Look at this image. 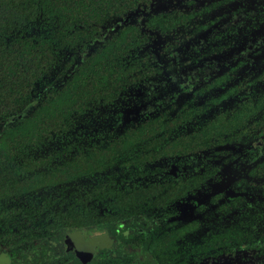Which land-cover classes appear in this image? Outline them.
Masks as SVG:
<instances>
[{
	"label": "trees",
	"instance_id": "trees-1",
	"mask_svg": "<svg viewBox=\"0 0 264 264\" xmlns=\"http://www.w3.org/2000/svg\"><path fill=\"white\" fill-rule=\"evenodd\" d=\"M244 3L253 12L264 7V0H0V246L15 253L72 229L120 224L126 249L134 234L135 264H203L239 251L264 264L263 201L236 197L206 207L198 221L174 219L213 177L220 181L228 146L264 135V70L257 74L255 56H233L210 79L191 73L212 70L206 60L214 55L224 62L223 36L233 43L240 36L228 10ZM243 66L255 69L236 86L230 79ZM213 86L224 92L209 95ZM145 104L151 112L126 119ZM171 164L185 175H167ZM257 177L264 180V158L241 180L264 199Z\"/></svg>",
	"mask_w": 264,
	"mask_h": 264
},
{
	"label": "flooded vegetation",
	"instance_id": "flooded-vegetation-1",
	"mask_svg": "<svg viewBox=\"0 0 264 264\" xmlns=\"http://www.w3.org/2000/svg\"><path fill=\"white\" fill-rule=\"evenodd\" d=\"M201 2L202 0H194ZM182 2V1H181ZM236 11L235 14H231L229 20L233 21L232 25L235 26L236 31L239 32L240 36L238 39H234L233 43L231 39L233 37L230 33L228 35H224V40H230L231 44L226 45V41L224 42V50L222 54H225V60L216 58L218 55H214V58H209L206 62L211 61L213 63L212 70L210 71H202L204 70L201 67H193L191 70L192 76H196L199 74V78L201 79H210L215 76L221 75L228 67H231L233 64L231 63V58L236 55H241L245 60H251L252 57L255 56L257 61L256 69L247 66H243L241 69H238V72L232 76L230 79L234 85L242 84L245 76L248 75L252 70H256L257 74H261L264 70V7H260L256 12H253L249 9L246 3L242 4L240 7L233 8L230 7L228 12L231 10ZM256 14V17H253V14ZM240 24L239 27L237 25ZM231 25V24H228ZM237 34V35H239ZM234 35V34H233ZM199 42V50L203 51L201 44L202 42L205 44L203 40ZM216 42L213 43V49L216 50ZM193 53V52H192ZM227 56V58H226ZM223 62V63H222ZM222 63V64H221ZM225 63V65H224ZM182 68L179 69L181 71ZM240 71V72H239ZM183 72V70L181 71ZM232 74V73H231ZM166 77V76H165ZM177 78L184 80L185 77L182 73H179ZM167 82L174 81L172 76H167L165 79ZM166 82V83H167ZM161 83V82H160ZM166 83H162L160 87L166 90L171 88V86L166 85ZM180 84V82H179ZM187 84V83H186ZM230 85V81L227 82ZM176 86V85H175ZM174 86V87H175ZM151 88H156L157 84L152 83L149 85ZM183 87V86H182ZM259 88L262 90V86L260 84ZM177 89V86H176ZM248 89H244V93L248 92ZM182 92V90H178ZM259 90L257 89V92ZM224 92L223 88H216L213 86L209 90V95L211 96H219ZM168 93V92H166ZM188 93L187 89L186 92ZM167 95V94H166ZM189 97V94H188ZM238 95L235 96L237 98ZM168 98V97H167ZM169 99V98H168ZM233 101L232 97H228L224 100L223 105L230 104ZM264 158V135L261 138H256L250 144V146L245 147H234L228 146V154L226 155L227 159L225 167L223 169L222 178H218L217 181L215 177H213L208 183V188L202 190L196 198L195 203L192 204L184 203L181 204L177 208V215L174 218L177 222H188L191 220H200L201 216L207 214L206 207L214 210L218 205L224 203V201H229L232 198L242 197L244 200H248L251 203L254 201H263V197L259 194L260 188L255 186L254 188H248L246 185L244 186L241 183L242 178H247V173L251 172L253 167L256 165L258 161L263 160ZM186 173L185 168L182 166L177 167L174 164L169 166L167 175L177 178L178 176H184ZM225 177V181L227 183V187L222 189V192H215V185L220 183ZM260 182H264V180H260L257 177L256 185L260 184ZM244 188V190H242ZM253 190L255 192H253ZM205 193V194H202ZM211 195L209 196L208 205H200L199 197L202 195ZM190 198V197H189ZM210 209V214L212 213ZM124 225H114L111 226L110 229H103L102 231H95L92 229H72L64 232L60 237L57 238L56 241H51L49 243H43V246L37 245L33 248H20L17 252L13 253V250H10L4 246H0V264H125V256L127 254L128 264H135V249H134V234L131 231L129 233V247L128 249L125 246L121 245L120 242V232L119 229H124ZM115 231H112L114 230ZM125 236V233H122ZM107 237V239H101L100 241L94 244L96 238ZM241 252V251H239ZM246 252V251H244ZM247 253V252H246ZM225 256V255H223ZM233 256V255H229ZM222 257V256H220ZM254 257V256H253ZM141 258L145 259V257L141 256ZM140 258V259H141ZM219 258V257H218ZM256 258V257H255ZM259 257H257L258 259ZM217 259V258H216ZM262 259V258H261ZM212 260V259H211ZM260 261H258L259 263ZM150 264H156L154 260L150 261Z\"/></svg>",
	"mask_w": 264,
	"mask_h": 264
},
{
	"label": "rangeland",
	"instance_id": "rangeland-1",
	"mask_svg": "<svg viewBox=\"0 0 264 264\" xmlns=\"http://www.w3.org/2000/svg\"><path fill=\"white\" fill-rule=\"evenodd\" d=\"M173 79V78H172ZM151 89V87H150ZM152 111V106L145 104V105H133L131 109L126 113V119L129 120H135L139 118L141 115L145 113H149ZM225 177L223 176V179L220 183L216 184L214 189L215 192H222V189L224 187H227V183L225 181ZM205 194V193H202ZM209 196L211 195H202L199 197V203L200 205H208ZM264 259V257H263ZM261 258H255L252 254L246 253L244 251L236 252L233 256H222L217 259L212 260H206L203 262V264H258V261H261Z\"/></svg>",
	"mask_w": 264,
	"mask_h": 264
},
{
	"label": "water",
	"instance_id": "water-1",
	"mask_svg": "<svg viewBox=\"0 0 264 264\" xmlns=\"http://www.w3.org/2000/svg\"><path fill=\"white\" fill-rule=\"evenodd\" d=\"M128 19V18H127ZM127 19L124 20V22L127 21ZM101 239H107V237H103V238H96L94 244H96V242L100 241Z\"/></svg>",
	"mask_w": 264,
	"mask_h": 264
}]
</instances>
